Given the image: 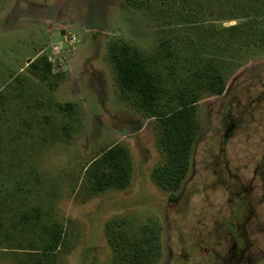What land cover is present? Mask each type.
<instances>
[{
	"label": "rangeland",
	"instance_id": "obj_1",
	"mask_svg": "<svg viewBox=\"0 0 264 264\" xmlns=\"http://www.w3.org/2000/svg\"><path fill=\"white\" fill-rule=\"evenodd\" d=\"M234 5L236 0L216 2L213 13L198 20L213 21V28L240 23L233 18ZM190 11L178 0L141 6L127 0H0V92L8 94L19 88L17 79L25 80V98H5V114L28 119L37 114L54 130L59 126L44 116L55 115L64 124L60 104L75 102L81 121L69 136L35 153L44 179V215L62 226L53 262L18 248L20 235L13 233L6 208L0 264H264V44L245 32H227L225 57L235 63L225 92L201 93L186 171L166 184L160 173L168 163L160 119L118 80L113 53L119 41L140 49L163 75L168 62L181 55V39L212 44L214 37L198 31ZM42 56L62 75L55 85L30 71L29 64ZM182 70L169 74L170 90L177 88ZM27 98L30 111L22 103ZM159 101L164 110L180 105L173 91ZM37 121L38 129L43 125ZM118 145L129 152L130 180L125 187L104 188L94 162ZM28 203L30 198L22 206ZM109 227L126 232L115 243Z\"/></svg>",
	"mask_w": 264,
	"mask_h": 264
},
{
	"label": "trees",
	"instance_id": "obj_2",
	"mask_svg": "<svg viewBox=\"0 0 264 264\" xmlns=\"http://www.w3.org/2000/svg\"><path fill=\"white\" fill-rule=\"evenodd\" d=\"M146 1L149 0H127L134 6H141ZM178 1L184 9L187 6L190 7L189 16H194L197 19L192 23L200 28L198 31L203 34L211 33L214 37V40L211 41L212 44L204 40L205 43L200 41L196 45L193 40H188V37L181 39V55L174 61L168 62L169 72L165 75L153 67L154 64L140 49L124 41H119L121 42L120 48L115 51V54L113 53L117 64L119 83L128 93L132 92L130 94L139 97L143 105L152 109V117L160 119L159 122L163 128L161 145L168 156V163L164 167H160L161 169L159 168L160 173L164 175L162 179L165 180V183L163 184H166L169 179L176 180L180 172L186 171L189 152L195 136V105L201 93L220 95L225 92L227 80L232 72L231 67L235 63L233 58L225 57L223 41L227 32H245L251 39L257 38L264 44V0H236L238 5L233 6V18H240L242 22L220 28L211 27L213 21L210 22L211 24L199 21L198 15H204L207 12L213 13L212 4L218 2L220 5H225L226 0ZM219 40L221 41L219 42ZM161 47L168 48L169 44L162 43ZM167 53L172 54L169 51ZM29 66L30 71L41 81H48L53 85L59 76H62L52 72V61L49 56H42L31 62ZM179 67L185 73L179 83L177 82V88L170 90L169 85H165L166 79L170 76L169 74L177 73ZM17 80L19 88L14 86L8 94L0 92V108H2L0 109V171L4 173V176L0 178V219L6 212V208H11V229L14 231L13 233L20 235L17 241L22 243L18 248L28 250L29 253H36L40 261L50 260L53 262L51 257L63 241L62 226L59 222L44 215L40 198L44 179L35 164L36 154L40 152L41 148L54 143L62 135L69 136L70 130L75 129L81 122L80 112L75 102L60 104L61 112L67 114V121L64 124L60 123L61 121L55 115H53L54 119L51 116H44L50 124L55 127L59 126L54 130H48L44 125L46 123L37 114H33L30 119L17 112L14 116L6 115L3 111L4 99L10 97L19 102V99L24 97L22 89L25 80ZM171 91L180 98V105L172 110H164L160 106L159 99L161 94ZM27 101L29 98L22 103L30 111L32 105ZM39 103L41 101H36L34 105L38 106ZM20 106L22 105L20 104ZM34 119L43 126L35 128ZM16 122L20 126L16 125ZM101 155L103 156H99L94 162L97 167L95 172L101 173L96 178L98 185L102 184L104 188L127 186L131 171V159L127 148L122 145L113 146L103 151ZM92 165L93 163L90 166ZM35 196L37 198L33 200ZM28 198L32 204L28 203L22 206V203ZM9 199L12 200V205L6 204ZM119 224L122 226V223ZM115 231L116 229L109 227V232L116 243L117 235L123 237L126 231L121 234H117ZM127 239L126 236L125 243L129 242ZM124 254L127 256V252Z\"/></svg>",
	"mask_w": 264,
	"mask_h": 264
}]
</instances>
